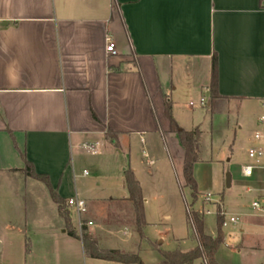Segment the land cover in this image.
I'll list each match as a JSON object with an SVG mask.
<instances>
[{"label": "crops", "instance_id": "1", "mask_svg": "<svg viewBox=\"0 0 264 264\" xmlns=\"http://www.w3.org/2000/svg\"><path fill=\"white\" fill-rule=\"evenodd\" d=\"M109 37L116 55L107 51ZM214 56L219 96L212 100ZM166 102L180 128L201 130L194 176L203 203L197 210L211 194L198 173L203 164L217 166L211 186L222 194L226 217L223 186L246 182V193L264 196V156L245 163L258 165L250 176L243 174L245 164L235 169L230 188L226 168L218 167L227 146L232 156L238 144L264 150V0H0V252L6 250L0 264L15 251L24 264H78L84 254L47 185L24 173L26 159L66 201L85 199L87 213L131 205L125 181L131 169L151 225L149 191L175 195L185 185V148L171 130ZM247 126L253 131L246 137ZM206 150L211 156L205 159ZM86 164L93 167L91 179ZM253 211L240 221L231 210L237 221L223 228L220 264H264V239L258 243L245 230L264 227V212ZM205 216V232L216 236ZM88 233L103 248L125 252L120 246L131 243L129 230ZM169 243L181 251L198 246L187 250L181 245L188 237L159 234L160 249L170 250Z\"/></svg>", "mask_w": 264, "mask_h": 264}, {"label": "rangeland", "instance_id": "2", "mask_svg": "<svg viewBox=\"0 0 264 264\" xmlns=\"http://www.w3.org/2000/svg\"><path fill=\"white\" fill-rule=\"evenodd\" d=\"M196 97H188L186 99V102L189 103L190 101L195 102ZM253 131V128L250 126H247L243 133L247 137L250 135V133ZM240 135V134H239ZM227 146L226 149L222 150V154L219 157L222 159L220 162L219 168H222L223 165L226 168L225 169V185H226V174L230 172H235V169H241V165L245 164L249 161V158L247 156L248 149L244 146H238L235 149V155L232 156L231 150L228 149ZM219 150L214 148L213 156H216V152ZM203 158H210L211 156L210 151H204ZM229 158H232L230 161H228ZM199 172L200 176L205 179V193L211 192V201H206L204 198V201L206 204L204 205L203 212L205 210L206 216H205V225L208 230H215L217 229V206L221 207L223 216L225 217L226 214L224 212L223 206L220 202V199L222 198L217 188L211 186V178L214 175L215 176V170L217 169V166H212L211 164H203L200 166ZM87 170H89L90 175L86 176L91 179L93 176V167L91 165L86 164L84 166ZM81 167V171L84 169ZM166 178L165 175H163L162 180ZM246 182L240 183L239 188L234 186L231 190L225 188L222 189L221 192H225L224 194V202L227 205V217H230L232 215L231 210H235L239 215V219L241 221V216H250L251 214L255 213L253 211L252 203L255 200H260L262 203H264V196L259 197L254 192L246 193L244 185L246 186ZM179 188V187H178ZM239 190V191H237ZM148 196L151 198V204L150 208L153 211V221L151 225H145L143 228V236L139 234L136 228L135 224V211L133 204H124L120 203L119 206L116 205V207H101L98 209L91 208L90 211L86 214H84L83 219L87 222L92 221L93 224H87L86 228L88 231H106L108 229H114L117 231V233L121 232H128V230L131 232L130 238L131 243L123 248V245L120 246V249L126 250L125 252L138 254L143 259L144 262L147 264H154L158 261V259L161 257L160 247L157 245V238L159 234H163L166 237L170 238L173 236L176 237H188V243H185L181 245L184 249L189 250L190 248L194 247L197 243V239L194 235V228L188 224L187 221V205H190L191 207V191L188 187L183 186L181 189L179 188L177 191V194L173 195L169 190L163 189L160 192L154 191L151 189L148 193ZM203 198L202 196L198 195V200L193 205V208H202V202ZM109 205V204H107ZM209 210V212H208ZM115 212V215L111 214L112 212ZM201 211V210H199ZM118 214V215H117ZM164 214H169L170 217L166 218ZM72 217L74 222L77 224V215L74 211H72ZM75 227V226H74ZM81 234V230L78 226L75 227ZM245 230L248 231L250 234L256 235L255 238H257L258 243H262L264 239V227H261L260 225H253L248 224L245 227ZM87 231V232H88ZM119 231V232H118ZM113 234V233H111ZM92 235V234H91ZM225 235V233H224ZM94 237V235H92ZM258 236V237H257ZM254 237V236H253ZM263 237V238H262ZM97 239L96 237H94ZM264 244V243H263ZM103 248V247H102ZM167 249L170 250H177L178 246L174 244H167ZM5 251H1L0 255L4 254ZM84 249V254H81L79 257V263L78 264H124L120 262H113V261H103V260H94L92 261L90 259ZM6 263L7 264H24V259L21 253H17L15 251L14 253L7 252L6 255ZM136 264V263H132ZM159 264V263H158ZM194 264H203V259H197Z\"/></svg>", "mask_w": 264, "mask_h": 264}, {"label": "trees", "instance_id": "3", "mask_svg": "<svg viewBox=\"0 0 264 264\" xmlns=\"http://www.w3.org/2000/svg\"><path fill=\"white\" fill-rule=\"evenodd\" d=\"M219 71L217 56L213 57L212 79L210 84L212 100L219 96ZM166 116L168 117L171 130L178 134L181 144L185 148L184 160V180L185 185L191 191V207L198 200V184L194 176L196 162L199 161V147L201 130L195 128L186 131L179 127L176 120L172 116L171 104L166 102ZM106 135L109 139H115V135L111 130H107ZM26 166L23 169L26 176L36 178L43 181L51 194L52 199L58 204L60 215L64 218L68 234L82 241L86 254L91 258L120 262L124 264H147L138 254L123 252L119 249H108L99 246L98 241L87 232L86 226L82 228V233L73 226L70 210L66 206V200L62 198L59 192L52 186L47 175L39 174L35 171L34 166L27 159ZM126 186L129 192V200L132 202L135 211V224L137 231L143 236V228L146 225L144 212V196L140 182L135 177L131 169L125 172ZM190 206V205H189ZM188 224L194 228V235L198 241V246L189 251L181 250H160L163 260L159 264H194L197 259H203L204 264H220L216 259V254L224 242V216L220 206H217V234L216 236L208 235L204 227V213L197 209H191L187 212Z\"/></svg>", "mask_w": 264, "mask_h": 264}, {"label": "built area", "instance_id": "4", "mask_svg": "<svg viewBox=\"0 0 264 264\" xmlns=\"http://www.w3.org/2000/svg\"><path fill=\"white\" fill-rule=\"evenodd\" d=\"M107 51L110 52L112 55L117 54L115 43H114L113 39L110 37L108 38ZM191 104H193V103H191ZM201 104L202 105L206 104L204 99H201ZM263 120H264V117H262V121ZM255 137L257 139H260L261 138L260 133H256ZM86 147L92 153L98 152V148L96 145L89 144ZM263 156H264V150L260 147H252L248 150V157H249V159H251L254 162H257V163L260 162V160L263 158ZM257 167H258V165L256 163L245 164L242 167L243 174L246 176H250V175H252V173L254 172V170ZM204 198L206 201H211V194L205 195ZM66 206L70 211H74L76 213L77 220H78V226L81 230V233H82V228L84 226H86L87 224H90V225L93 224L92 221L86 223V220L83 219L84 214H86L88 211L87 203H86L85 199L81 198L79 195H75V196L67 199ZM253 207L258 211L264 212V203H262L259 200L253 202ZM187 212L188 213L191 212V207L189 205H187ZM208 212H209V210H208ZM203 213H205V210ZM236 221H237V219L234 216H230V217L225 216L224 221H223V227L227 226L229 224V222L236 223Z\"/></svg>", "mask_w": 264, "mask_h": 264}, {"label": "water", "instance_id": "5", "mask_svg": "<svg viewBox=\"0 0 264 264\" xmlns=\"http://www.w3.org/2000/svg\"><path fill=\"white\" fill-rule=\"evenodd\" d=\"M231 185H232V174H231L230 172H228V173L226 174V186H227L228 188H230Z\"/></svg>", "mask_w": 264, "mask_h": 264}]
</instances>
